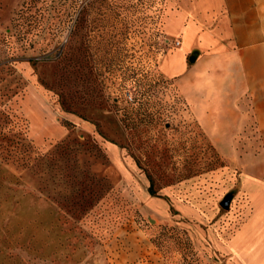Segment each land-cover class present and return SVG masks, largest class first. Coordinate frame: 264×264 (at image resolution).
I'll return each mask as SVG.
<instances>
[{"label":"rangeland","instance_id":"obj_1","mask_svg":"<svg viewBox=\"0 0 264 264\" xmlns=\"http://www.w3.org/2000/svg\"><path fill=\"white\" fill-rule=\"evenodd\" d=\"M165 3L0 0V264H229L240 166L161 71Z\"/></svg>","mask_w":264,"mask_h":264},{"label":"crops","instance_id":"obj_2","mask_svg":"<svg viewBox=\"0 0 264 264\" xmlns=\"http://www.w3.org/2000/svg\"><path fill=\"white\" fill-rule=\"evenodd\" d=\"M162 28L178 42L160 63L226 161L238 162L229 264H264V0H166ZM193 56V61L189 57Z\"/></svg>","mask_w":264,"mask_h":264},{"label":"water","instance_id":"obj_3","mask_svg":"<svg viewBox=\"0 0 264 264\" xmlns=\"http://www.w3.org/2000/svg\"><path fill=\"white\" fill-rule=\"evenodd\" d=\"M193 59H194L193 56L189 57V60L190 61H193ZM220 205L223 208H228V206H229V199L228 198L224 199L223 201L220 202Z\"/></svg>","mask_w":264,"mask_h":264},{"label":"trees","instance_id":"obj_4","mask_svg":"<svg viewBox=\"0 0 264 264\" xmlns=\"http://www.w3.org/2000/svg\"><path fill=\"white\" fill-rule=\"evenodd\" d=\"M162 19H163V13L159 17V24H160L161 28H162ZM161 33H163L164 35H166L165 32L163 31V28H162V32Z\"/></svg>","mask_w":264,"mask_h":264},{"label":"built area","instance_id":"obj_5","mask_svg":"<svg viewBox=\"0 0 264 264\" xmlns=\"http://www.w3.org/2000/svg\"><path fill=\"white\" fill-rule=\"evenodd\" d=\"M177 44H178V42H177Z\"/></svg>","mask_w":264,"mask_h":264}]
</instances>
